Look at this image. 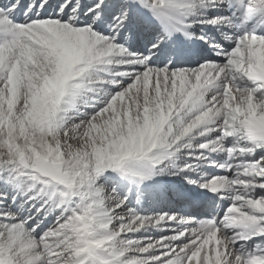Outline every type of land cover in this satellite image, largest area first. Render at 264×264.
I'll list each match as a JSON object with an SVG mask.
<instances>
[{"label": "snow or ice", "instance_id": "obj_1", "mask_svg": "<svg viewBox=\"0 0 264 264\" xmlns=\"http://www.w3.org/2000/svg\"><path fill=\"white\" fill-rule=\"evenodd\" d=\"M0 264H264V0H0Z\"/></svg>", "mask_w": 264, "mask_h": 264}]
</instances>
